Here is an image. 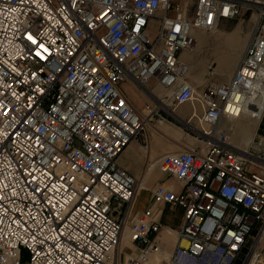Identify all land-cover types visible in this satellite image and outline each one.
Instances as JSON below:
<instances>
[{
	"label": "built area",
	"instance_id": "obj_1",
	"mask_svg": "<svg viewBox=\"0 0 264 264\" xmlns=\"http://www.w3.org/2000/svg\"><path fill=\"white\" fill-rule=\"evenodd\" d=\"M234 21L235 72L198 91L193 32ZM152 81L166 95L139 111L123 85ZM161 102L192 107L204 146L163 155L179 189L139 213L144 181L117 159L148 147ZM263 119L264 0H0V264H264ZM237 120L257 122L244 149L216 133ZM159 205L183 211L171 250Z\"/></svg>",
	"mask_w": 264,
	"mask_h": 264
},
{
	"label": "rangeland",
	"instance_id": "obj_2",
	"mask_svg": "<svg viewBox=\"0 0 264 264\" xmlns=\"http://www.w3.org/2000/svg\"><path fill=\"white\" fill-rule=\"evenodd\" d=\"M223 25L224 26H222L220 30L215 32L195 31L194 36L196 38V46L193 52L184 56V60H187L191 66L190 78L194 85L198 87V91L204 87L206 81H208L210 78L216 80L217 82H222L227 81L233 75L241 58V53H239V51H241L240 49L245 48L250 37V27L246 23L234 21L229 25H225V23ZM222 42L225 45L219 46L218 44ZM238 53L240 55H238ZM151 86H154V84ZM155 86H157V88L162 93H166L160 86L156 84ZM140 99L138 101L136 100V102L142 110L144 106L147 105V103L149 104V102L146 98H143L142 101ZM179 110L181 113L189 115L192 107L190 105H184L183 107H180ZM160 116H162L163 119L156 117L152 122L155 123L154 126L158 125V120H162V123L168 125L172 129L171 131L174 133V135L167 137L156 134V136L161 140V144L166 148L167 152L181 151L183 144L185 143L184 140H181V137L186 138L189 142L197 145L202 142V139L197 135L199 132V126L198 122L195 120H178L177 122L172 121L171 124H168L165 114L160 113ZM243 124H249V121L245 122L244 120H237L234 122H222V125L219 128L220 132H229L231 137L230 143L236 146L238 149H244L247 146L242 144L241 140L237 136V133ZM263 127L264 119L260 129ZM149 133H152V131L149 130ZM178 134L180 135L178 136ZM257 134L260 135L261 132L259 131ZM215 137L208 139H219L218 135ZM138 138L140 139V137ZM166 216L168 217L167 224L171 228H177L179 221L177 217L170 216L169 213H167ZM125 251L130 252V250L127 248Z\"/></svg>",
	"mask_w": 264,
	"mask_h": 264
},
{
	"label": "crops",
	"instance_id": "obj_3",
	"mask_svg": "<svg viewBox=\"0 0 264 264\" xmlns=\"http://www.w3.org/2000/svg\"><path fill=\"white\" fill-rule=\"evenodd\" d=\"M230 23L232 22H225V25H229ZM218 45L223 46L225 44L222 42ZM240 50L241 51H239V53L242 54L243 48ZM239 53L238 55H240ZM185 55L186 53L183 55V59ZM153 84L154 86H151ZM155 84L156 83L152 81L147 83L145 86L139 88V87H133L129 83H125L123 85V89L125 91V94L129 102L133 105V107L136 108L137 110H141L140 109L141 107L138 106L136 100L138 101L140 98L142 99L146 98L149 104L151 105L153 102H155V99L157 98L156 96L166 95V93H162L157 88V86H155ZM142 99L140 100L142 101ZM159 105L166 112L165 117L168 120L167 121L168 124H171L172 121L177 122L178 120L180 121L189 120V115L193 113L191 110L189 115H185L180 112L179 110L180 107H178L174 111H171L167 107L168 105L164 104L163 102L159 103ZM195 121L197 122L196 119ZM157 122L158 125L156 126H154L155 123L152 124L149 123L148 125L149 142L147 148L143 147L142 141L140 139L133 140L130 142L127 148L117 159V163L122 169L127 171L129 174L133 175L135 178L137 179L142 178L144 181L143 186L140 188L138 192V197L135 204V210L139 213L145 211L152 204L153 201L152 191L157 185L164 184L165 186L173 187L175 190L179 189V186L176 185L171 179H167L165 176L161 175L156 167V164L163 157V155L168 153H177L188 149L198 150V149H202L204 146L203 141L197 145L189 142L186 138L181 137V140L185 141L181 151L167 152L166 148L161 144V140L156 136V134L167 137L174 135V133L171 131L172 129L168 125L162 123V120H158ZM149 130H151L152 133H149ZM179 135L180 134H178V136ZM156 208L157 209L155 210L154 217L159 218L163 226L167 228L165 231H163L162 236L165 238V240H167V244L169 245V249L171 250L175 242L174 232L179 228L183 220V211L181 209H172L164 205H159ZM160 209L163 210V213L161 216H158ZM167 213H169L170 216L177 217V219L179 220L177 224V228L175 229L171 228L167 224L168 221L167 220L168 217L166 216Z\"/></svg>",
	"mask_w": 264,
	"mask_h": 264
},
{
	"label": "bare ground",
	"instance_id": "obj_4",
	"mask_svg": "<svg viewBox=\"0 0 264 264\" xmlns=\"http://www.w3.org/2000/svg\"><path fill=\"white\" fill-rule=\"evenodd\" d=\"M220 30V29H219ZM216 31H218V30H216ZM195 32V31H194ZM194 32H193V34H192V36H193V38H194V47L192 48V50L191 51H189V52H186V54H188V53H191V52H193V50H194V48H195V46H196V38H195V36H194ZM212 32H215V31H212ZM185 54V53H184ZM183 54V55H184ZM183 55H182V57H181V59L184 61V62H186V63H188L187 61H185L184 59H183ZM189 64V63H188ZM191 67V66H190ZM190 75H191V69H190V73H189V81L192 83V84H194L192 81H191V79H190ZM146 85V84H145ZM144 85V86H145ZM149 105V104H148ZM158 106L160 107V105L158 104ZM161 108V107H160ZM194 108H197L196 107V105H194ZM162 109V108H161ZM194 112V111H193ZM150 113V112H149ZM150 116V115H149ZM193 120H195V119H193ZM198 122V121H197ZM246 122V121H245ZM149 125V124H148ZM222 125V123L219 125V127L217 128V130H216V133H219L220 131H219V128H220V126ZM236 126V125H235ZM237 126H238V124H237ZM256 127H257V122H254V121H249V124H246V125H242L241 127H240V129H239V132L237 133V136L239 137V139L241 140V143L242 144H245V145H247L249 142H250V140H252V138L254 137V132H255V130H256ZM236 130V129H235ZM219 137V136H218ZM229 139L231 140V137L229 136ZM210 140V139H209ZM211 141H214V140H211ZM143 186V184L141 185V187ZM182 245H186L185 244V242H182Z\"/></svg>",
	"mask_w": 264,
	"mask_h": 264
}]
</instances>
